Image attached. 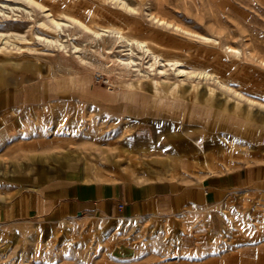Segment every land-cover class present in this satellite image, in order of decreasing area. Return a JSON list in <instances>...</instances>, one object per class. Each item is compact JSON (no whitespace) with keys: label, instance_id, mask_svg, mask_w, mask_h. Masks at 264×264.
<instances>
[{"label":"rangeland","instance_id":"obj_1","mask_svg":"<svg viewBox=\"0 0 264 264\" xmlns=\"http://www.w3.org/2000/svg\"><path fill=\"white\" fill-rule=\"evenodd\" d=\"M3 1L24 3L34 17L8 7L5 15L0 13V31L30 38L16 40L17 45L0 40V52L6 54L0 53V210L25 189L59 176L55 171L66 164L77 167L84 179L114 180L164 177L182 159L191 160L197 174L213 155L216 168H201L222 172L264 161L262 0H231L235 10L224 0H167L161 12L152 0H66L75 4L73 9L53 0ZM150 12L218 38L221 45L239 47L243 54H226L221 45L154 26ZM50 14L73 24L61 35L68 41L75 37L78 51L37 38L50 35L39 24L49 22ZM72 17L98 30L110 23H141L176 42L165 45L169 52H187L188 60L213 63L231 74V86L244 95L203 80L204 88H218L214 99L201 94L195 99L196 91L184 94L178 107H168L153 96L146 74L135 98L118 95L141 75L116 60L126 57L127 46L112 35H93ZM139 59L145 65L149 57ZM70 74L82 79L78 88L59 84ZM150 76L159 74L150 71ZM168 76L169 83L182 82L183 89L197 82L172 70ZM227 96L232 99L225 104ZM238 98L241 106L235 110L233 99ZM225 137L242 144L243 152L226 148L221 154ZM242 193L166 221L73 217L37 223L7 222L0 216V264H264V192H250L247 202ZM120 243L136 246V254L113 256L112 248Z\"/></svg>","mask_w":264,"mask_h":264},{"label":"crops","instance_id":"obj_2","mask_svg":"<svg viewBox=\"0 0 264 264\" xmlns=\"http://www.w3.org/2000/svg\"><path fill=\"white\" fill-rule=\"evenodd\" d=\"M224 3L236 9L231 0H224ZM59 84L80 86L75 74L60 79ZM121 94L133 96L129 90L118 93ZM233 100L234 103L236 100L241 102L240 98ZM225 139L227 142L221 147V154H226V148H230L231 153L243 152L242 144L232 138ZM217 159L216 155L210 156L206 163L200 165L216 168ZM201 166L196 174L191 160L182 159L170 167L164 177L88 180L78 176L79 170L73 164H66L55 171L59 176L50 177L41 185L25 189L15 196L0 210V216L7 222L37 223H55L73 217L166 221L224 202L242 190L244 202L248 201L250 192H264V161L248 162L222 172H210ZM136 249L133 244L120 243L112 248L111 254L117 258H131Z\"/></svg>","mask_w":264,"mask_h":264},{"label":"bare ground","instance_id":"obj_3","mask_svg":"<svg viewBox=\"0 0 264 264\" xmlns=\"http://www.w3.org/2000/svg\"><path fill=\"white\" fill-rule=\"evenodd\" d=\"M22 1L24 2V0H22ZM29 1L33 2L35 0H28V2ZM53 1H55V3L61 4V7L65 8V9L66 8L73 9L75 6V4L66 3V0H53ZM0 2H1L0 13H3V15H5V13H6L4 8L8 7L14 11L17 9H18L17 11H19V10L20 11H22V10L26 11L27 14H29L31 16L28 18L34 17L32 11L23 5L24 3L22 5H20V4L16 5V4H11V3L5 2L3 0ZM35 2H37V1H35ZM166 2H167V0H152L151 1V3L153 5H155L160 12L162 10H164V5ZM123 5H126V4L124 3ZM128 6H130V5H128ZM44 7H46V6H44ZM128 8L132 9L131 6ZM150 11H152V10L150 9ZM51 14H50V16H51ZM149 15L151 17V23L154 26L161 27V28L163 27L166 29L168 28V29H171V30L176 31L178 33L185 34V36L187 35L189 37H193L194 39L196 37V38H198L204 42L211 43L213 45H221V41L218 38L208 36L204 33L203 34L198 33V31L194 32L193 30L192 31L188 30L189 28L186 29L185 27H183L184 24L181 25V23H180V25H179L178 22L177 23L175 21L172 22V20H169L166 17H164L163 15H160V13L150 12ZM55 16H51L49 18V22H46V21L39 22V24L42 27H44L50 35L45 36V37L42 36L43 37L42 38L39 34H37V38L43 39V41H45L48 45H52V46H55L57 48L67 49L68 47H70V45H72V47L76 51H78L80 49V47L74 41L75 37L71 38L70 41H68V39L63 38V36L61 35V33H63V32L65 33V27L66 28L72 27L73 24L69 23L67 21H64V20L55 19L54 18ZM72 21L75 24H77L78 26H80L81 28L91 31L93 33V35H95L97 37H100L103 34L112 35L117 40L125 43V45L127 46V48H126L127 52H125L123 54H125L126 57H119L118 56L116 58V60L118 61L119 64L129 66L133 70H139L141 73V75L137 78V80L130 81L127 83L129 91L133 94L134 98L138 94L137 89H143L144 88L143 83L146 79L142 78L141 76L142 75L144 76L145 74L149 76L150 89L153 93V96L157 99V101L160 104H165V106H168V107L177 106V105L181 104V99H183L184 94H190V93H193L196 91L198 92V95L196 96V94H195V97H196L195 99L198 98L199 94L203 95V98L205 97V99L207 101H211L212 99H214L218 88L216 86L211 85V84H205V88H204V86H201L203 80L214 81L217 84H219L220 87L227 89V90H231L240 97L244 95L241 91L236 90L231 86V84H230V79L232 78L231 74H230V76L226 75L225 73H223L222 69H219L213 63L205 64V63H200V62L199 63L192 62V61L188 60L189 54L187 52H185V53H178V52L171 53V52H169L165 48V45H167V44L168 45H175L176 42L174 40H172L171 38L164 37L161 33L157 32L155 30L147 31L146 28L141 23L127 24L125 26L124 25H118L116 23H110L106 27H103L101 30H98V29H92L80 17H72ZM198 26H200V25H198ZM34 33H32L33 38H35V36H36ZM29 39L30 38L25 37V36L21 35L20 33L0 31V40H2L4 43L17 45L16 40H29ZM219 47H222L224 49V51L226 52V54H231V55H235V56L236 55L241 56V54H243V49H241L239 47H235V46L230 45V44H222ZM136 48L139 50L138 52H135ZM248 52H250V51H248ZM137 53H138V55H137ZM134 54H136L137 56ZM251 55H252V53H251ZM143 56L149 57V59L146 61L145 65L139 59L140 57H143ZM80 57H81L82 61H85V60H83L82 56H80ZM254 60H256V59H254ZM262 63H264V62H262ZM188 64H191L192 67L191 68L186 67ZM258 65H260V64H258ZM141 66L143 67V69L141 68ZM169 70L170 71L172 70L173 73H175L177 76H184L185 78H193V79L195 78V79H197V82H194L189 88L183 89L182 82L173 81L172 83H169L167 81V78L169 77L168 76ZM142 71H144V72L142 73ZM150 71H155L156 73L159 74V76L157 78L151 77ZM184 79H181V80H184ZM81 81H82V79L78 77V82L80 84H81ZM201 91H203V94L201 93ZM229 98L230 97L227 96V102H225V104L228 103ZM240 105H241V102L239 100H236V103L233 107L235 108V110H239Z\"/></svg>","mask_w":264,"mask_h":264}]
</instances>
